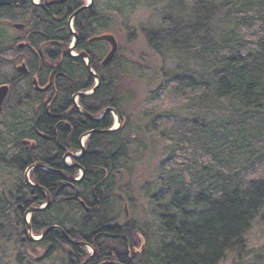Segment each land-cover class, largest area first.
I'll list each match as a JSON object with an SVG mask.
<instances>
[{"label": "trees", "instance_id": "trees-1", "mask_svg": "<svg viewBox=\"0 0 264 264\" xmlns=\"http://www.w3.org/2000/svg\"><path fill=\"white\" fill-rule=\"evenodd\" d=\"M123 2L119 0L110 11L105 0L107 31L113 30ZM163 3L168 18L150 46L157 54L164 50L177 60L191 57L200 69L165 78L155 92L147 94L145 111L137 122L128 112L131 95L123 87L129 66L117 58L108 63L96 91L86 97L88 102L82 98L80 103L91 116L120 108V127L111 130V121H87L73 128L75 152L82 149L79 135H90L80 161L88 175L81 184L80 202L53 201L39 209L47 203L40 189L53 197L61 178L38 166L59 168L60 156H51L67 141L55 143L51 125L49 129L39 124L29 127L16 108L24 104L19 99L24 86L17 84L9 91L1 111L7 117L0 124V176L11 178L13 190L0 212L12 210L15 224L22 229L21 240L43 248L45 257L58 254L62 264L83 263L87 255L80 249L81 242L106 233L115 235L117 253L128 264H221L230 256L232 264H264V243L257 249L248 241L264 220V0ZM182 8L188 12L185 16ZM7 58V50L0 47V76L4 66L12 69ZM75 76L76 72L69 73L67 90L79 87ZM12 77L13 73L0 85L10 86ZM89 81L83 89L92 87V78ZM167 94L185 104L183 111L189 118L176 119V113H155L149 108ZM171 128L178 131L168 140ZM46 132L49 140H44ZM68 134L63 130V137ZM147 135L171 147L160 166V187L152 198L159 237L156 248L149 246L146 233L126 215L124 208L133 199L125 189L124 198L119 194L121 182L133 167L135 150H144ZM29 168L27 182L24 172ZM81 204L94 205L84 211ZM30 208L37 210L30 215L28 230L23 214ZM29 234L42 237L33 242ZM135 244L136 257L132 256Z\"/></svg>", "mask_w": 264, "mask_h": 264}, {"label": "flooded vegetation", "instance_id": "flooded-vegetation-1", "mask_svg": "<svg viewBox=\"0 0 264 264\" xmlns=\"http://www.w3.org/2000/svg\"><path fill=\"white\" fill-rule=\"evenodd\" d=\"M108 34L112 35L105 25V0H13L8 5H0V47L7 50V59L13 68V77L8 83L9 91L17 84H22L25 89L19 95L24 104L16 108L23 113L29 127L37 128L39 124L49 129L51 125L55 143L67 141V146L62 147V150L56 149L51 156H60L56 163L59 168L38 166V169L58 174L61 178L60 187L53 197L40 189L47 203L41 204L39 209L53 201L66 203L80 202L82 199L84 185L81 184L88 180V175L84 169L82 171L80 161L87 152L83 141L90 135H79L78 141L82 143L84 151L80 149L75 152L72 147L73 128L87 121L105 124L111 121V130L120 127L121 117L117 114L120 108L115 111L116 114L108 108L91 116L80 103L82 98L88 102L86 97L96 91L105 74L108 63L104 64L103 61L110 46L97 38ZM117 54L118 47L113 59L117 58ZM18 65L23 66L24 73L17 71ZM71 72H76L79 87L67 90ZM89 78L93 80L92 87L83 89L87 86L85 81L88 79L90 82ZM65 129L69 134L63 137ZM46 135L50 133H44V140H49ZM81 206L84 211L90 209ZM120 221L121 217L118 218ZM66 240L74 243L68 238ZM115 245H118L115 235L106 233L102 237L81 242L80 249L89 248L90 253L80 264H128L121 260ZM136 247L137 244L132 247L133 253ZM102 255L104 257L100 259ZM126 255L129 261L133 259L132 256L136 257L135 253L131 256L129 250Z\"/></svg>", "mask_w": 264, "mask_h": 264}, {"label": "rangeland", "instance_id": "rangeland-1", "mask_svg": "<svg viewBox=\"0 0 264 264\" xmlns=\"http://www.w3.org/2000/svg\"><path fill=\"white\" fill-rule=\"evenodd\" d=\"M119 0H106V9L113 11ZM164 0H124L123 8L115 20L111 34L115 37L118 47V62L126 63L129 67L123 78V87L126 94L131 95L128 103V112L137 122L144 113L145 99L148 93L155 92L165 78L183 76L196 69H200L196 61L191 57L177 60L170 58L164 50L158 54L150 46L154 34L163 30L164 21L168 18V11ZM182 16L188 12L180 11ZM154 39V38H153ZM3 66V65H2ZM19 66V65H18ZM198 67V68H197ZM4 74L0 76V84L13 73L7 65L4 66ZM153 112L168 111L176 113L178 117L189 118L178 97L170 94L163 95L149 106ZM5 112L0 113V124L6 119ZM174 117V116H173ZM116 128V127H115ZM169 129L166 139H174V131ZM84 139L83 144H85ZM144 150L136 149L133 155V167L130 174L121 182L122 198L124 189L133 202L126 206L125 212L128 219H133L137 227L146 233V239L151 248L158 246L159 237L154 221V209L156 208L152 198L159 189L157 178L160 166L170 151L168 142L152 135H147L144 140ZM69 162V161H68ZM26 173V172H24ZM23 173V174H24ZM261 173L264 175V166ZM29 176V173H28ZM12 180L6 175L0 176V208L7 205V198L13 190ZM121 195H119L121 197ZM164 202V201H162ZM123 208V207H122ZM30 215H28V220ZM122 222V221H120ZM22 229L15 224L13 211L0 212V264H62L60 255L52 258L45 257L43 248H37L26 241H22ZM31 241L38 239L31 234ZM248 241L250 247L260 248L264 243V220L258 227L252 230ZM84 255L90 253L89 248H83ZM231 256L221 264H232Z\"/></svg>", "mask_w": 264, "mask_h": 264}, {"label": "water", "instance_id": "water-1", "mask_svg": "<svg viewBox=\"0 0 264 264\" xmlns=\"http://www.w3.org/2000/svg\"><path fill=\"white\" fill-rule=\"evenodd\" d=\"M14 1H16V0H14ZM12 2H13V0H0V5L4 6V5H8V4L12 3ZM97 39L101 40V41H106L109 44L110 50H109L106 58L103 61L104 64L109 63L113 59V57H114V55H115V53L117 51V43H116L115 38L112 35L108 34V35H104V36L98 37ZM17 71L20 72V73H24L25 72L23 66L17 67ZM8 94H9V86L5 85V84L0 85V113H1V111L3 109L4 103H5L6 99H7ZM87 135H89V134H86L83 137H86ZM81 148H82V152H83L84 149H83L82 143H81ZM30 170H31V168L27 169L26 173H25V180L27 182H28V173H29ZM36 210L37 209L30 208V209L26 210L25 213H24V220L27 223L28 230L30 229V226L28 225V215H30L31 213H33ZM29 236H30V234H29Z\"/></svg>", "mask_w": 264, "mask_h": 264}]
</instances>
